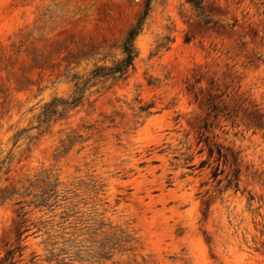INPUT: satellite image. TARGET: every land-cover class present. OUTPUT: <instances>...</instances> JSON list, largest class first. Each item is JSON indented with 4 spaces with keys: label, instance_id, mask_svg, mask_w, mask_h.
<instances>
[{
    "label": "rangeland",
    "instance_id": "374dc122",
    "mask_svg": "<svg viewBox=\"0 0 264 264\" xmlns=\"http://www.w3.org/2000/svg\"><path fill=\"white\" fill-rule=\"evenodd\" d=\"M143 5L0 0V264H264V0H152L128 77L15 140Z\"/></svg>",
    "mask_w": 264,
    "mask_h": 264
},
{
    "label": "trees",
    "instance_id": "16d2710c",
    "mask_svg": "<svg viewBox=\"0 0 264 264\" xmlns=\"http://www.w3.org/2000/svg\"><path fill=\"white\" fill-rule=\"evenodd\" d=\"M196 7H200L202 4V0H189ZM152 0H144L143 9L137 17L136 21L129 27L126 32V35L123 39L121 45L122 57L118 59L113 65H95V67L88 73L87 76H78L76 74L72 75V81H74V92L70 98H62V97H53L50 101L46 102L42 111L37 116L38 124L36 126L23 129L15 135V140L17 141L24 133L30 132L31 129H40L42 127L47 126L51 121L58 120L63 118L66 113L79 105L84 97L86 92L90 89V87L97 81L103 79H109L111 81H119L121 79H126L128 77V72L131 68L134 67L135 60L139 55V50L136 45L137 37L142 33L144 29V25L146 19L149 15L151 9ZM212 111L217 109L216 106L211 107ZM141 110H146V107H141ZM27 137H31L29 135H25ZM203 137V135H201ZM204 140L207 142L206 138L200 140V142ZM214 154V149L212 146H209V158H212ZM218 159L226 158L224 154H222L221 149L217 151ZM8 161V156L1 161L2 166L0 169L5 167V163ZM206 161H202L201 165H203ZM223 170H220V165L216 167L213 171V178H217ZM227 187H233L237 191L239 188L238 183V170L234 173V178L228 179ZM46 192L44 191L39 203H37V207H44L48 203L50 196H45ZM252 198V197H251ZM250 198V199H251ZM21 215H25L26 213H22Z\"/></svg>",
    "mask_w": 264,
    "mask_h": 264
}]
</instances>
